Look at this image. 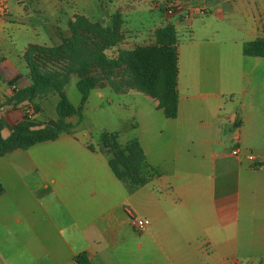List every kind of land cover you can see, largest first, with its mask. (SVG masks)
I'll return each instance as SVG.
<instances>
[{"label":"crops","instance_id":"obj_1","mask_svg":"<svg viewBox=\"0 0 264 264\" xmlns=\"http://www.w3.org/2000/svg\"><path fill=\"white\" fill-rule=\"evenodd\" d=\"M107 1L114 4L100 23L111 27L118 16L121 40L111 47L118 53L154 44L156 31L169 24L176 31L178 115L166 118L143 93L132 103L135 135L126 142L140 143L157 174L142 185L118 179L101 144L73 125L77 116L56 139L0 156V264H76L83 253L91 264H264V57L243 53L246 43L264 39V0H179L170 16L155 0L159 14L148 27L131 21L142 0ZM3 3L0 120L7 138L28 118V101L10 102L11 84L29 83L26 50L59 46L71 32L68 22L63 32L31 27ZM218 22L237 37L223 39ZM15 35L27 41L13 53ZM96 90L84 110L92 96L100 111L110 103ZM45 117L37 112L28 120L41 129ZM130 212L150 226L134 230Z\"/></svg>","mask_w":264,"mask_h":264},{"label":"trees","instance_id":"obj_2","mask_svg":"<svg viewBox=\"0 0 264 264\" xmlns=\"http://www.w3.org/2000/svg\"><path fill=\"white\" fill-rule=\"evenodd\" d=\"M71 36L63 39L56 47L31 45L24 54L29 70V83L24 84L11 98V103L25 101L34 103L37 99L56 93L57 119L44 128L33 129L26 118L12 128L9 137H2L5 123L0 120V156L18 149H28L33 145L56 139L63 131L72 129L67 123L70 117H84V107L90 93L99 88V78L94 74L99 68L102 75L112 74L113 70L127 65L133 73V89L144 93L159 102L168 119L178 115L179 44L175 28L167 25L156 31L154 44L122 50L115 58H108L105 51L121 40L120 21L113 18L111 27L100 22L92 23L80 17L69 23ZM245 56L264 57V39L246 43ZM78 80L76 86L81 94L80 104L75 106L67 97L65 88L72 75ZM12 83V82H11ZM14 83V82H13ZM112 88L122 92L119 87ZM117 134L106 133L101 139V151L110 156L109 166L116 177L135 185L145 184L157 172L148 164L144 151L137 140L125 145L117 142ZM4 188L0 183V195ZM76 264H91L86 254L76 257Z\"/></svg>","mask_w":264,"mask_h":264},{"label":"rangeland","instance_id":"obj_3","mask_svg":"<svg viewBox=\"0 0 264 264\" xmlns=\"http://www.w3.org/2000/svg\"><path fill=\"white\" fill-rule=\"evenodd\" d=\"M121 1V6L127 3V0ZM3 2V6H6L12 17H21L31 27L44 31H51L53 29L56 32H63L65 26L73 21V18L83 17L92 23L101 22L105 12L112 10L114 4V2L110 3L107 0H3ZM154 3L155 0H142L139 8L137 7L135 14L131 17L133 26L142 25L148 27L156 20L159 12L154 11ZM157 3L162 4L166 8L168 0H157ZM180 4L182 5V2ZM177 9L178 7L174 11ZM164 13L170 16L165 9ZM175 13L173 12V15ZM201 13L203 12L198 14ZM186 14L189 15L190 20L195 19V9L191 8V12L187 11ZM216 26L221 31L223 39L232 41L237 37L238 33L232 27L221 22H218ZM26 41L25 38L23 39L15 35L10 41L12 46L10 45L9 49L13 53H16L19 47ZM107 51V56L110 59L117 57L120 53L113 48H109ZM112 72V74L102 75L99 68L94 71V74L100 79L99 88H102L100 92H105L106 96L111 100L110 103L108 104L106 101L102 102L103 108L100 111L97 109L100 100L92 96L90 106L84 110L83 120L79 121L77 117L73 118V125L77 126V131H90L92 136L90 140L95 146L100 145L102 136L106 133L117 134V142L120 144H125L127 141L133 139L135 135L133 131L135 126V107L132 103L138 98H144L143 93H133L132 96L128 97L116 95L115 92L118 91L114 90L112 85L119 87L122 92L139 91L133 89V85H131L134 82V77L127 65L117 68ZM77 80L78 77L73 74L70 78V83L65 88L67 97L75 106L80 104L81 99V94L76 86ZM92 92H97V90L95 89ZM58 100V94L49 93L45 98L37 99L34 103L28 102V105L36 114L37 112H43L46 116L45 118H48V124L53 121L51 119L57 118L55 104Z\"/></svg>","mask_w":264,"mask_h":264},{"label":"built area","instance_id":"obj_4","mask_svg":"<svg viewBox=\"0 0 264 264\" xmlns=\"http://www.w3.org/2000/svg\"><path fill=\"white\" fill-rule=\"evenodd\" d=\"M176 7H181V4L179 2V0H171L170 2H168V4L166 5V12L169 14V15H173V12L175 13L177 10L174 11V9ZM188 15V14H187ZM189 17V15L187 16ZM20 90V86L17 84V83H12L11 84V92L14 94V93H17L18 91ZM25 114H26V117L28 118H31L33 115H34V111L30 108V106H28L26 109H25ZM240 153V150L239 148H234L233 151H232V154L234 156H238ZM249 159H253L252 156L249 157ZM130 224L132 226V228L138 232H142L144 230H146L149 226H150V221L147 220V219H143L141 218L140 216L130 212Z\"/></svg>","mask_w":264,"mask_h":264}]
</instances>
